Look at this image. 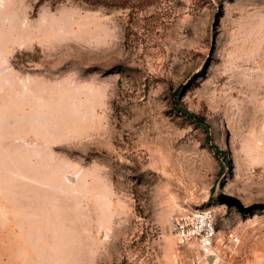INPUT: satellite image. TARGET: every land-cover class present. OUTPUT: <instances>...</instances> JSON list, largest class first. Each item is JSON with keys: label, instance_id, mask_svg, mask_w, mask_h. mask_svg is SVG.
Returning <instances> with one entry per match:
<instances>
[{"label": "rangeland", "instance_id": "rangeland-1", "mask_svg": "<svg viewBox=\"0 0 264 264\" xmlns=\"http://www.w3.org/2000/svg\"><path fill=\"white\" fill-rule=\"evenodd\" d=\"M105 1L0 0V264H264V0Z\"/></svg>", "mask_w": 264, "mask_h": 264}, {"label": "built area", "instance_id": "built-area-1", "mask_svg": "<svg viewBox=\"0 0 264 264\" xmlns=\"http://www.w3.org/2000/svg\"><path fill=\"white\" fill-rule=\"evenodd\" d=\"M213 220L214 216L211 210L193 208L171 214L168 218V225L170 231L177 237L179 242L191 241L196 245L201 259L206 264L209 257L212 258L211 263L215 259L213 250L216 241V230ZM228 237L232 241H236L235 236L229 234ZM172 255L174 257L175 254L173 253ZM175 264L186 263L175 258Z\"/></svg>", "mask_w": 264, "mask_h": 264}, {"label": "water", "instance_id": "water-1", "mask_svg": "<svg viewBox=\"0 0 264 264\" xmlns=\"http://www.w3.org/2000/svg\"><path fill=\"white\" fill-rule=\"evenodd\" d=\"M215 201L220 204L224 205L226 208H233L240 214H251L254 211H264V204L263 203H252L249 205H243L239 199L236 197L225 194L223 192H219L214 196ZM208 263H211L212 258H208Z\"/></svg>", "mask_w": 264, "mask_h": 264}, {"label": "trees", "instance_id": "trees-1", "mask_svg": "<svg viewBox=\"0 0 264 264\" xmlns=\"http://www.w3.org/2000/svg\"><path fill=\"white\" fill-rule=\"evenodd\" d=\"M85 3L89 4V5H105L106 1L105 0H83ZM114 0H111V5H114L112 2ZM116 1V0H115ZM107 5V4H106ZM176 111L184 118L190 120L191 122H193L194 124H197L198 126H200L202 133H203V140L205 142V144H207L208 141V131H207V125L205 123V120L202 116L197 115V114H193L191 112H188L187 110H185L184 108H177Z\"/></svg>", "mask_w": 264, "mask_h": 264}, {"label": "bare ground", "instance_id": "bare-ground-1", "mask_svg": "<svg viewBox=\"0 0 264 264\" xmlns=\"http://www.w3.org/2000/svg\"><path fill=\"white\" fill-rule=\"evenodd\" d=\"M216 259V258H215ZM215 259H214V261L211 263V264H214L215 263Z\"/></svg>", "mask_w": 264, "mask_h": 264}]
</instances>
